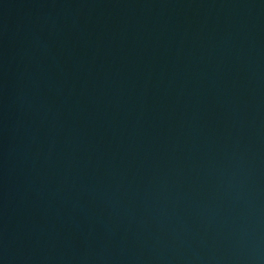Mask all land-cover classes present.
Here are the masks:
<instances>
[{
  "label": "water",
  "instance_id": "1",
  "mask_svg": "<svg viewBox=\"0 0 264 264\" xmlns=\"http://www.w3.org/2000/svg\"><path fill=\"white\" fill-rule=\"evenodd\" d=\"M0 264H264V0H0Z\"/></svg>",
  "mask_w": 264,
  "mask_h": 264
}]
</instances>
